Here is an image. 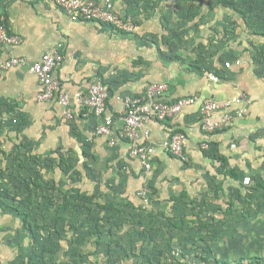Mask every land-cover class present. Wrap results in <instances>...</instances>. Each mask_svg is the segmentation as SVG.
Returning <instances> with one entry per match:
<instances>
[{
	"label": "crops",
	"instance_id": "crops-1",
	"mask_svg": "<svg viewBox=\"0 0 264 264\" xmlns=\"http://www.w3.org/2000/svg\"><path fill=\"white\" fill-rule=\"evenodd\" d=\"M165 1L148 15L150 22L160 23L162 7H177L176 1ZM115 6L124 14L144 15L141 7H128L126 0H115ZM191 6L189 2L186 8ZM206 6L203 15H191L185 21L190 25L189 32L178 35L170 27L169 35L157 25L153 30L155 39L149 41L143 31L139 36L97 21H72L54 0H0V18L7 20L10 33L22 39L12 49L14 54L33 63L46 51L59 47L63 60L54 76L62 89L74 94L86 91L94 82L108 85L109 110L115 119L113 134L123 126L124 97L144 95L151 82L169 85L168 100L188 95L200 98L199 103L179 115L149 124L157 152L153 168L148 171L131 156L127 140H118L112 146L110 136L97 134L101 118L89 109L72 103L73 116L68 118L55 101L40 102L37 95L41 83L28 66L0 71V119L26 120L14 128L9 123L0 126V150L17 144L20 155L27 150L34 153V160H23V165L41 163L45 155L44 163L49 167L79 168L82 177L73 184H82L88 210L95 215L101 212L98 207L108 211L102 206L109 204L130 213L141 206L139 191L144 187H148L153 202L148 209L157 214L169 207H186L191 198L210 200L211 194L221 188L220 180L224 183L221 192L234 188V179L226 174L228 169L244 175L251 164L264 165V9L263 5V10L248 7L245 0L238 1V10L233 6L224 8L219 0H211ZM133 17L139 28L138 16ZM242 92L248 101L234 108L244 106V115L226 130L205 134L200 104L208 99L225 101ZM175 130L188 134L186 162L164 150L163 142ZM203 141L210 144L209 149L202 148ZM0 161L2 166L11 165L10 159ZM61 180L63 185L67 183L65 178ZM1 181L9 185L8 179ZM37 181L42 184V180ZM239 187L245 190V186ZM94 208L97 210L92 211ZM5 218L0 223L8 222ZM100 229L101 234L90 230L94 236L75 244L85 249L89 263L107 264L109 259L110 264L138 262V247L145 244L142 238H124L127 225L112 226L111 231L101 224ZM2 256L7 262L13 259L11 255Z\"/></svg>",
	"mask_w": 264,
	"mask_h": 264
},
{
	"label": "rangeland",
	"instance_id": "rangeland-1",
	"mask_svg": "<svg viewBox=\"0 0 264 264\" xmlns=\"http://www.w3.org/2000/svg\"><path fill=\"white\" fill-rule=\"evenodd\" d=\"M126 1L128 7H141L144 15L129 13L138 16L139 28L133 33L140 36L142 31L146 32L148 37L145 40L149 41L151 37L155 39L153 30L157 25L169 35L170 27L178 35L189 32L190 25L185 21L191 19V15H203L206 4L211 2L164 0L168 3L176 1L177 7H162L159 23V20L150 22L148 15L163 0ZM245 1L248 7L260 9L263 5L264 9V0ZM189 2L194 7L187 9ZM185 25L186 31L183 30ZM164 37L169 40L167 35ZM10 120L0 119V126L9 123L10 128H14L26 122L24 118L16 120L11 117ZM19 149L15 144L7 150L5 147L0 150V158L11 161L10 166L0 163V219L6 217L8 221L0 223V242L5 244L0 246L1 264H91L85 256V249L75 244L94 236L89 234L90 230L96 231L95 226L101 224L109 230L112 226L127 225L129 229L124 238L143 239L145 244L138 247L141 257L138 255V262L132 260V264H264V188L247 186L253 180V184H257L255 180L264 181L263 164H251L242 180L234 179V188L227 187L226 193L221 192L224 183L220 180V194L219 190L211 194L214 201L212 197L198 201L191 198L186 207L175 210L169 207L165 213L158 214L150 207L143 209L142 203L130 213L120 210L119 216L115 215V209L120 206L105 212L98 207L101 212L95 215L88 210L82 184H73L77 177H82L79 168L49 167L44 163L45 155L41 157V163L23 165V160H34V153L27 150L20 155ZM62 178L67 180L65 185ZM1 179H8L9 185H3ZM37 180H42V184ZM239 185L247 187L242 192ZM3 254L11 255L13 259L4 261ZM253 256L262 259L259 262L251 260ZM110 262L111 259L107 264Z\"/></svg>",
	"mask_w": 264,
	"mask_h": 264
},
{
	"label": "built area",
	"instance_id": "built-area-1",
	"mask_svg": "<svg viewBox=\"0 0 264 264\" xmlns=\"http://www.w3.org/2000/svg\"><path fill=\"white\" fill-rule=\"evenodd\" d=\"M55 4L64 11L72 21H97L115 30L133 33L138 29L137 22L130 14L119 12L115 0H54ZM22 39L9 29L0 18V71L28 66L41 83V90L37 95L40 102L55 101L70 118L72 103L89 109L101 118L96 132L110 136V144L116 145L118 140L129 142L130 154L140 160L144 168H153V159L157 148L151 141L152 121L163 122L179 115L185 108L199 103L197 95L182 96L175 100L166 99L169 85L166 82H151L144 95H127L124 97L123 126L113 134L115 119L109 110L111 90L104 82L92 83L86 91L70 94L62 89L59 80L54 76V70L63 60L59 47L46 51L40 60L29 63L25 56L17 55L12 49L21 43ZM248 101L242 92L231 99L218 101L208 99L200 104L201 129L205 134H213L226 130L231 124L245 113L244 106L234 108L235 105ZM188 134L183 130H175L163 142L164 150L180 160L186 162ZM209 143L203 141L204 150L209 149ZM148 187L139 191L142 207L148 208L151 196Z\"/></svg>",
	"mask_w": 264,
	"mask_h": 264
},
{
	"label": "trees",
	"instance_id": "trees-1",
	"mask_svg": "<svg viewBox=\"0 0 264 264\" xmlns=\"http://www.w3.org/2000/svg\"><path fill=\"white\" fill-rule=\"evenodd\" d=\"M238 1H240V0H219V3L221 4V6H223L224 8H229L230 6H233L236 10H238V6H236L237 5V2ZM5 21V23H6V25L8 26V23H7V20L5 19L4 20ZM213 157H216V156H213ZM217 159H220V158H218L217 157ZM221 159H223V161L224 162H226L227 161V159L226 158H221ZM226 174L229 176V177H231V178H233V179H236V180H239L241 177L243 178V176L244 175H242V174H240L239 172H237L235 169H233V168H230V169H228L227 170V172H226ZM255 182H257V184H253L254 183V180H253V183H251L250 182V184H248L247 186H249L250 188L251 187H256L257 185L258 186H261V187H263L264 188V181H262V180H258V181H256L255 180ZM253 184V185H252ZM246 186V185H245ZM246 186V187H247ZM151 203H152V201H151ZM150 203V204H151ZM103 208H106L107 210L108 209H115L117 206H114V204H109V206H102ZM143 208V207H142ZM124 208L123 207H120V208H118V209H116V211H115V215H117V216H119L120 214H121V211L120 210H123ZM143 209H145V208H143ZM125 210V209H124ZM96 227V231H92V233L94 232V233H96V234H98V233H100L101 234V229H100V226H95ZM112 228V227H111ZM111 228H110V230H111ZM98 232V233H97ZM262 259V257H260V256H253L252 258H251V260H255V261H257V262H259L260 260ZM72 264V263H71Z\"/></svg>",
	"mask_w": 264,
	"mask_h": 264
}]
</instances>
